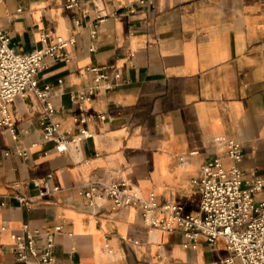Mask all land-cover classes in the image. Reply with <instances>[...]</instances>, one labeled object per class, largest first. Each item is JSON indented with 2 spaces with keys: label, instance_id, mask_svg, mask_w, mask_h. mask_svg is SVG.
Listing matches in <instances>:
<instances>
[{
  "label": "crops",
  "instance_id": "obj_1",
  "mask_svg": "<svg viewBox=\"0 0 264 264\" xmlns=\"http://www.w3.org/2000/svg\"><path fill=\"white\" fill-rule=\"evenodd\" d=\"M45 30L75 36L69 59L47 57L39 72L53 89L55 119L91 135L60 151L33 92L9 103L11 125L0 126V264H13L12 234L25 222L42 231L63 225L54 251L62 264H217L229 256L222 237L212 243L150 226L135 206L89 205L78 186L93 174L124 177L199 214L202 165L216 155L233 164L218 136L238 141L239 164L264 176V0H0V33L16 52L42 46ZM88 89L89 99L74 97ZM19 193L37 200L28 209Z\"/></svg>",
  "mask_w": 264,
  "mask_h": 264
},
{
  "label": "built area",
  "instance_id": "obj_2",
  "mask_svg": "<svg viewBox=\"0 0 264 264\" xmlns=\"http://www.w3.org/2000/svg\"><path fill=\"white\" fill-rule=\"evenodd\" d=\"M79 3L80 0H67L68 7ZM94 27L93 36L97 23ZM40 38L42 46L16 52L9 34L0 33V126L11 125L9 103L15 96L33 92L41 105L40 123L55 141L57 149L65 151L71 141L89 136L91 132L81 128L72 133L62 128L60 121L55 119L57 110L52 99L53 89L49 84H40L39 72L46 66L47 57L69 59L66 46L75 41V36L64 37L45 30ZM103 76L99 74L97 80ZM92 92L88 89L75 93L74 97L89 99ZM78 118L83 122L86 120L85 116ZM216 139L222 142L233 164L225 166L223 156L216 155L202 165L200 174L194 179L202 196L199 214L186 213L175 201L160 202L154 191L144 194L124 177L93 174L79 184L78 191L92 206H100L106 201L112 202L113 208L135 206L141 211L144 222L153 227L169 231L180 229L189 238L203 234L212 243L219 237L224 238L232 253L217 264H264V198L257 197L264 191V176L247 172L239 164L244 152L238 141L224 136ZM34 181L41 182L38 178ZM44 182L47 183V178ZM16 197L28 209L37 200L22 193ZM3 228L0 229V238ZM61 230V223L42 231L30 228L25 222L21 232L12 234L15 241L13 264H62L54 252L55 233ZM40 237H43L42 243Z\"/></svg>",
  "mask_w": 264,
  "mask_h": 264
}]
</instances>
